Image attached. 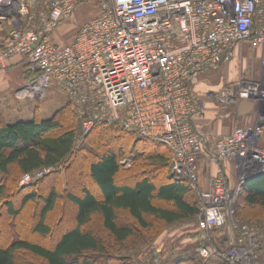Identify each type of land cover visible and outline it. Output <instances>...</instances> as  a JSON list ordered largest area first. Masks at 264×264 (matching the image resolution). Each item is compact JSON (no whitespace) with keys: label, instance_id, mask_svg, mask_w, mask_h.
Masks as SVG:
<instances>
[{"label":"built area","instance_id":"2783aa9c","mask_svg":"<svg viewBox=\"0 0 264 264\" xmlns=\"http://www.w3.org/2000/svg\"><path fill=\"white\" fill-rule=\"evenodd\" d=\"M89 0H0V21L13 27L0 42V68L22 56L31 76L15 91L40 98L54 79L65 91L83 133L95 122L164 143L171 171L186 179L199 201L196 257L202 264H264L255 232L234 216L247 175L264 169V109L257 120L220 135L205 151L204 100L189 81L229 62L235 44L261 47L264 67V0H97V12L82 20L68 41L54 35ZM264 78L240 79L214 94L221 106L239 99L264 103ZM77 142L80 137L76 138ZM211 167L209 188L199 184L198 159ZM233 161L230 185L223 163ZM51 167L25 173L21 183ZM228 225V244L218 248L211 233ZM163 247L153 243L132 264H161Z\"/></svg>","mask_w":264,"mask_h":264},{"label":"trees","instance_id":"16d2710c","mask_svg":"<svg viewBox=\"0 0 264 264\" xmlns=\"http://www.w3.org/2000/svg\"><path fill=\"white\" fill-rule=\"evenodd\" d=\"M82 153L91 157L87 170L96 191L80 185L78 192H71L72 165ZM127 155L131 162L124 165L120 161ZM171 156L164 143L116 123L95 122L83 133L69 102L47 119L40 117L37 107L30 120L7 122L0 113V223L4 213L16 217L28 203L40 202L29 231L47 236L52 227L46 219L56 203L63 205L64 192L75 205L74 223L57 231L52 245L30 239L14 222L5 221L7 234L5 243L0 244V264H131L138 242H149L171 223L199 213L195 191L171 171ZM44 167L51 170L18 185L23 174ZM48 179L55 183L40 191ZM241 190L246 195L243 204L234 205L235 218L264 217V169L245 178ZM9 194L17 198L16 203L9 200ZM122 214L127 220H119ZM94 219L100 222L97 233L90 230ZM173 264L201 263L191 256Z\"/></svg>","mask_w":264,"mask_h":264},{"label":"crops","instance_id":"0c3cea01","mask_svg":"<svg viewBox=\"0 0 264 264\" xmlns=\"http://www.w3.org/2000/svg\"><path fill=\"white\" fill-rule=\"evenodd\" d=\"M90 2L91 0L87 1V3L84 5L87 6V4H89V6H91ZM84 5L82 6L85 7ZM78 10L79 9H77L75 14H77ZM91 16L89 14H81L82 20ZM54 37L56 38V35H54ZM232 52L233 57L229 62L214 67L213 69H205L198 73L193 80L188 82L193 92L198 94L204 100L206 105L205 117L198 120L199 129L205 133V141L203 143L205 151H213L215 140L220 135L231 133L235 126L256 122L257 114L262 106L260 102L256 103L255 101L247 99H239L233 103L221 106L214 98V94L218 91L219 88L235 81L236 78H229V76L231 75V69L237 65L238 61L240 62L242 75L246 80H256L264 78L263 63L259 60V57L262 53L261 47L252 48L247 43L235 44L232 47ZM26 71V61L22 56L19 55L13 56L9 60L5 68H0V113L4 114L3 108H9L10 105L16 102L17 108L20 107L19 102L14 100L12 95L18 96L15 90L20 87L28 77ZM219 71L221 72V74L223 73V77L228 79L222 84V86H212V84H204V80H206L208 76L212 75V73L214 72H216V76L218 75L217 73ZM208 85L210 87H208ZM36 107L40 117L42 119H45L43 118V116H41L38 106ZM36 107L31 109L32 114H34V110ZM197 164L199 184L202 189H207L209 188L211 167L207 159L203 156L199 157ZM223 166L229 177L230 185H234L237 181L235 163L233 161H226L223 163ZM250 176L251 175L245 178L247 179ZM185 231L186 230H183L182 233H178L175 236V239L177 241H174V243L176 244V242H178V247L177 244L174 245V247L171 244L168 245L169 247L167 246L168 251H164L165 262L163 264H173L176 260L195 256V250L197 247V235L196 233L194 234V232L190 233L189 235L188 232ZM261 231V233L256 232L255 237L259 242V251L261 252V256L264 257V240L262 239L263 237H261L264 235V230ZM227 240L228 225L222 228H218L211 233V242L218 248L227 246ZM169 248L171 250L170 253ZM172 251L175 253L172 254Z\"/></svg>","mask_w":264,"mask_h":264},{"label":"rangeland","instance_id":"374dc122","mask_svg":"<svg viewBox=\"0 0 264 264\" xmlns=\"http://www.w3.org/2000/svg\"><path fill=\"white\" fill-rule=\"evenodd\" d=\"M91 6L89 4L84 5L85 7H80L77 14H75L68 23L63 24L59 30L56 32V40L58 41H68L71 37L72 34L75 32L77 25L82 21L81 14H89L90 16L95 14L96 12V3L97 0H91ZM0 31H1V39L0 42H6L8 41L9 38V33L10 30L12 29L13 25L12 23L7 19L4 21H0ZM216 72L212 73V75L208 76L206 80H204V84H212L217 85V86H222V84L228 80L227 78L223 77V73L219 71L216 75ZM209 78V79H208ZM229 78L235 79V81L240 80V79H245L244 76L242 75V71L240 68V62L238 61L237 65L234 66V68L231 69V75ZM257 80V79H256ZM214 83V84H213ZM208 87H210L208 85ZM264 88V84L262 87L258 90V93L260 90ZM13 96V99L18 101L20 104V107L17 108V102L10 105L9 108L4 107L3 111L5 114V119L7 122H14L17 120H30L32 118V110L34 107L38 106L39 111L41 116L43 118H49L51 114L58 109L60 106L63 104L69 102L67 94L65 91L60 87V85L54 80H50V84L46 87V91L43 94L42 97L40 98H35V99H29L25 96L18 95V96ZM256 103L258 101H255ZM70 103V102H69ZM72 106V105H71ZM261 109H264V105L262 104ZM75 111V110H74ZM76 113V112H75ZM77 115V114H76ZM78 118V117H77ZM79 121V118H78ZM80 123V122H79ZM77 141V140H76ZM75 141V142H76ZM81 142V139L76 142V146L79 145ZM89 156L84 155L82 153L77 159L74 161L72 167L74 169V172L70 174L69 177V191L71 192H78L80 185H87L90 188H92L93 191H96V188L90 179L88 175V162H89ZM124 165H128L131 160L129 156L123 157V159L120 161ZM51 170V169H50ZM44 174V173H43ZM2 176V173L0 172V178ZM23 176V175H22ZM21 178L19 179L18 185L24 186L25 184L29 183H21ZM42 176V175H41ZM50 183H55V179H48L43 185L40 187V191H45V186L50 184ZM60 191V188L58 189ZM63 205L58 206L56 203V209L53 212V214H50L46 221L49 223L52 227V233L47 235V236H40L37 234H32L30 233V226L31 222L33 219L37 217L38 210L40 207V202H34V203H28L26 207L23 209L22 213L16 217H11L7 213L3 214V222L0 223V244L5 243L6 241V227H5V221H12L14 222L15 225H17V228L19 232L25 236H28L30 239L34 240H39L45 245H52L53 241L56 237V233L59 230H64L68 226H71L74 221V213H75V205L66 197V192L63 193ZM196 194V193H195ZM246 193L245 191L241 190V192L237 196V202L239 205L244 203V197ZM10 201L16 203L17 198L11 194L7 195ZM61 200H58V203ZM197 216L194 217H187L184 219H179L173 223H171L168 227L164 229V231L160 234L157 235L155 238L149 240V242H138V251L132 253V259L131 262L133 263L135 260L140 258L142 255L145 254V251L155 242H161L164 251H168L167 246L171 244L173 247L174 245L177 244V247L179 245L178 242L176 244L174 241H177L175 239L176 234L182 233L183 230H186L185 232H188L194 234L196 233V220ZM32 220H29V219ZM26 219V221H25ZM28 219V220H27ZM239 222H244L246 223L249 227L253 229V231L256 233H261V230H264V217L261 218H238ZM120 221H125L127 220V216L122 214L120 215L119 218ZM90 230L92 232L99 231L100 227V222L99 219L97 220H92L91 221V226ZM161 237V239H160ZM263 237L262 239L264 240V235L261 236ZM169 247V246H168ZM170 248H169V253H170ZM176 251V250H175ZM125 250H122L121 253H125ZM175 252L172 251V254ZM131 263V264H132ZM92 264H98V262L93 261Z\"/></svg>","mask_w":264,"mask_h":264},{"label":"bare ground","instance_id":"6f19581e","mask_svg":"<svg viewBox=\"0 0 264 264\" xmlns=\"http://www.w3.org/2000/svg\"><path fill=\"white\" fill-rule=\"evenodd\" d=\"M259 93L261 94L262 97H264V88H262ZM262 104L264 105L263 102H262Z\"/></svg>","mask_w":264,"mask_h":264}]
</instances>
